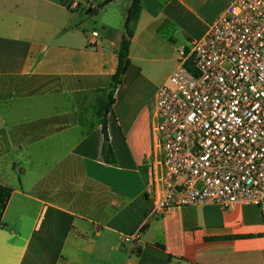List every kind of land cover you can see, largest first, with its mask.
<instances>
[{
	"label": "crops",
	"instance_id": "1",
	"mask_svg": "<svg viewBox=\"0 0 264 264\" xmlns=\"http://www.w3.org/2000/svg\"><path fill=\"white\" fill-rule=\"evenodd\" d=\"M105 1L91 13L67 0H0V264H264L254 205L175 207L146 222L161 161L157 92L179 48L234 0L142 1L106 118L109 160L98 111L134 0ZM138 229L131 252L122 238Z\"/></svg>",
	"mask_w": 264,
	"mask_h": 264
},
{
	"label": "built area",
	"instance_id": "2",
	"mask_svg": "<svg viewBox=\"0 0 264 264\" xmlns=\"http://www.w3.org/2000/svg\"><path fill=\"white\" fill-rule=\"evenodd\" d=\"M95 5L67 0L71 11ZM155 102L161 161L146 222L175 207L243 204L264 223V0H234L203 38L179 48ZM142 234L122 242L138 252Z\"/></svg>",
	"mask_w": 264,
	"mask_h": 264
},
{
	"label": "trees",
	"instance_id": "3",
	"mask_svg": "<svg viewBox=\"0 0 264 264\" xmlns=\"http://www.w3.org/2000/svg\"><path fill=\"white\" fill-rule=\"evenodd\" d=\"M114 1L116 0H106L102 6H105ZM142 1L143 0H134L132 6L129 9L127 21L125 25V35L123 37L121 49L118 55L119 66L116 74L112 77L110 84L111 91L109 92L108 98L105 102L100 104L98 111L100 122L103 126V133H104L103 156L106 160H109L107 158L108 156L113 157V151L109 143L106 118L108 112L111 109V106L114 104L115 90L123 83L124 77L131 65L130 48H131L132 40L135 35V24L139 20L143 9ZM90 12L94 13V10L92 9ZM110 162L113 163L114 161L110 160ZM7 191L8 193L12 192L11 189H7Z\"/></svg>",
	"mask_w": 264,
	"mask_h": 264
}]
</instances>
